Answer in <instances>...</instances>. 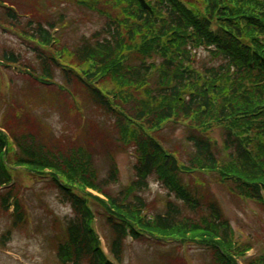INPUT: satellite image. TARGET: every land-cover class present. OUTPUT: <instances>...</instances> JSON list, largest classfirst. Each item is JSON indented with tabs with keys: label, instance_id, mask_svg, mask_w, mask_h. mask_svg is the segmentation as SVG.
<instances>
[{
	"label": "trees",
	"instance_id": "obj_1",
	"mask_svg": "<svg viewBox=\"0 0 264 264\" xmlns=\"http://www.w3.org/2000/svg\"><path fill=\"white\" fill-rule=\"evenodd\" d=\"M147 2L151 13L134 0H0V29L23 40L32 57L26 61L21 52L0 48V101L7 104L0 123V188L18 169L27 184L45 179L58 202L69 206L72 217L63 232L53 221L57 264H122L127 229L135 242L147 236L206 249L212 264H236L252 247L234 245L220 207L207 194L198 197L191 184L207 186L199 174L209 173L236 199L263 201L264 0ZM70 6L104 17L106 24L65 43L52 31L67 25L61 10ZM201 49L210 61L195 67ZM187 66L191 71L184 74ZM11 68L29 77H19L26 82L18 88L10 78L7 103L2 71ZM55 116L62 127L57 133L50 123ZM169 122L186 136L183 146L166 150L156 131ZM220 129L221 149L211 137ZM113 142L134 159V180L115 194L117 167L101 179L94 166L98 148L110 157ZM187 170H195L191 184L182 178ZM152 179L166 194L163 210L150 218L156 204L144 196ZM21 187L0 192L3 215L9 199L16 200L1 249L26 229ZM91 204L111 235L107 256L92 228ZM249 264H264V252Z\"/></svg>",
	"mask_w": 264,
	"mask_h": 264
},
{
	"label": "rangeland",
	"instance_id": "obj_2",
	"mask_svg": "<svg viewBox=\"0 0 264 264\" xmlns=\"http://www.w3.org/2000/svg\"><path fill=\"white\" fill-rule=\"evenodd\" d=\"M61 12L67 16L68 29L61 31L57 36H60L65 43H77L81 37L92 36L104 25L101 17L77 7H63ZM72 22L75 24L72 25ZM2 47L13 48L20 51L26 61L30 59V56L26 57L27 55H25L26 53L16 37L9 34L4 35L0 31V48ZM200 54L204 60H209L206 59L205 52L202 51ZM10 74L14 76L12 77L15 88L21 87L26 82L25 79H20L13 72ZM57 82L61 83L58 75ZM9 95L10 93L7 94V92L4 94V101L10 100V97H7ZM10 101L12 102V100ZM2 107L6 109V104L0 101V111ZM53 119L50 120V123L56 132L62 131L59 117L55 116ZM163 135L166 146L172 149L173 146H179L180 143H183L185 131L182 128L168 126L164 129ZM215 137L219 142L221 141L218 132H215ZM113 157L121 176L120 183L113 188L117 192L126 187L128 182L132 180L133 162L127 154L120 151H115ZM95 164L100 175L105 176L108 166H110L109 159L100 155ZM16 181L18 182V179ZM46 184V182H40L21 190L20 194L28 209L32 230L28 227V232L15 233L7 249H0V264H56L50 246V241L55 233L51 214H54L57 221L62 223L63 220L70 218V210L59 205L56 192L52 191ZM28 187L31 189L28 190ZM209 196L221 206L238 238L243 241L248 238L258 241L257 243L254 241V248L259 255L264 243V212L262 209L254 204H242L216 183L211 184ZM146 199L148 202H155L156 204V199H159V207H162L161 202L164 200L162 190L155 181H152L150 193L146 195ZM159 210L161 209L159 208ZM8 219L0 212V236L8 226ZM100 231L106 239L109 238L103 226H100ZM126 246L123 264H211L210 254L197 248L179 250L176 249L177 245L175 244L156 247L157 245L152 243H135Z\"/></svg>",
	"mask_w": 264,
	"mask_h": 264
},
{
	"label": "water",
	"instance_id": "obj_3",
	"mask_svg": "<svg viewBox=\"0 0 264 264\" xmlns=\"http://www.w3.org/2000/svg\"><path fill=\"white\" fill-rule=\"evenodd\" d=\"M139 1L141 3L142 7L145 8L144 3L142 2V0H139Z\"/></svg>",
	"mask_w": 264,
	"mask_h": 264
}]
</instances>
